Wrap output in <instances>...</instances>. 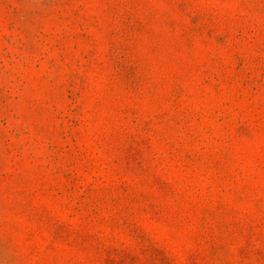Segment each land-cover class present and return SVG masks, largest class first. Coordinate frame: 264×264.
Listing matches in <instances>:
<instances>
[{
    "label": "rangeland",
    "instance_id": "obj_1",
    "mask_svg": "<svg viewBox=\"0 0 264 264\" xmlns=\"http://www.w3.org/2000/svg\"><path fill=\"white\" fill-rule=\"evenodd\" d=\"M0 264H264V0H0Z\"/></svg>",
    "mask_w": 264,
    "mask_h": 264
}]
</instances>
